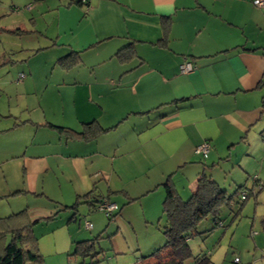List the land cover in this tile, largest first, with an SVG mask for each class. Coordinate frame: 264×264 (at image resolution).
<instances>
[{
	"label": "crops",
	"instance_id": "crops-1",
	"mask_svg": "<svg viewBox=\"0 0 264 264\" xmlns=\"http://www.w3.org/2000/svg\"><path fill=\"white\" fill-rule=\"evenodd\" d=\"M79 1L0 0V220L25 212L10 226L31 223L45 264H69L88 240L73 228L79 207L108 200L119 207L109 251L135 264L133 215L156 226L165 184L186 199L201 173L264 183V9ZM185 60L194 68L183 74ZM203 142L205 160L194 154Z\"/></svg>",
	"mask_w": 264,
	"mask_h": 264
},
{
	"label": "trees",
	"instance_id": "trees-1",
	"mask_svg": "<svg viewBox=\"0 0 264 264\" xmlns=\"http://www.w3.org/2000/svg\"><path fill=\"white\" fill-rule=\"evenodd\" d=\"M81 3L86 5L87 0H80L79 4ZM85 128L86 130L81 134L85 139L95 137L97 131H92L91 124L85 125ZM250 178L252 181L250 187L234 183L237 186L236 190L233 194L228 195L226 190L221 188L213 178H210L206 173H201L197 179L195 191L186 199H181L169 183L165 184L161 216L157 222L158 230L164 237V243L149 254L139 256L135 264L148 262L154 264H213L205 253L194 256L188 242L194 236H199L206 231L200 230V226L206 220L210 221L212 225V228L207 231L210 233L216 227H223L221 220L223 210H231L233 205H238L241 210L250 199L256 202L257 195L264 191V183L255 175L250 176ZM95 199L96 197H93V200L87 204L92 206L94 201H96L94 203L96 205L104 201V199ZM118 212L119 207L117 206L116 211L110 215H105L106 227L114 220ZM25 215V212H21L0 220V264H41L43 262V257L37 251L32 224L29 223L17 228L10 226L14 222V218L23 219ZM259 223L261 231L264 233V213L260 217ZM105 229L94 238L80 241L74 245L72 252L68 255V257L78 259L74 264L98 263H94V258L106 252L100 247V241L104 237L107 240L111 237V234L106 233ZM5 236H9V240L4 244ZM96 245H98V249L95 248Z\"/></svg>",
	"mask_w": 264,
	"mask_h": 264
},
{
	"label": "rangeland",
	"instance_id": "rangeland-1",
	"mask_svg": "<svg viewBox=\"0 0 264 264\" xmlns=\"http://www.w3.org/2000/svg\"><path fill=\"white\" fill-rule=\"evenodd\" d=\"M11 43H14V41H10V47L13 46ZM14 56L16 57V55H12L13 58ZM256 138H259V136H256ZM259 140L257 139L255 143L257 146L256 155L259 157V162L263 164L262 175H264V145ZM250 176L243 178L240 185L250 187L252 182ZM232 179L236 178H213L221 188L226 190L228 195L233 194L237 187L232 182ZM260 179L264 181V177ZM79 209V223L73 224V228H76L82 234V237L92 239L98 232L85 229L84 223H104L105 226L107 223L106 216L95 210L87 212L85 206H80ZM263 211L264 194L259 193L256 202L250 199L241 210L238 205H233L231 210H223L221 213L223 227H216L210 233H207L212 228V225L210 221L206 220L200 226V230L206 231L199 236H194L188 242L192 254L197 256L205 253L209 256L213 264H264V233H262L259 223ZM138 214V212L134 213L135 226H133V232L129 228V236H127V240L134 247L131 250H133L132 253H134L135 257L147 255L155 247L164 243V237L158 230V226L154 224L153 226L145 227L141 222V219L143 220L142 215L140 216ZM124 218L126 219V216ZM125 227L124 225V229ZM113 230V222H110L106 232L111 233ZM34 232L38 235L37 228L34 229ZM122 232L124 234L125 231L123 230ZM100 247L105 249L106 252H104V255L99 254L97 258H94V263L116 264L109 251L111 246L105 237L100 241ZM95 248L98 249V245ZM66 258L69 264H74L78 261L74 257ZM41 264H45L44 259ZM142 264L154 263L148 262Z\"/></svg>",
	"mask_w": 264,
	"mask_h": 264
},
{
	"label": "built area",
	"instance_id": "built-area-1",
	"mask_svg": "<svg viewBox=\"0 0 264 264\" xmlns=\"http://www.w3.org/2000/svg\"><path fill=\"white\" fill-rule=\"evenodd\" d=\"M252 4L254 7L256 8H261L264 9V0H251ZM193 65L191 64V62L189 61H184L180 67H179V71L180 73L186 74L189 73L193 70ZM23 77V75H20L19 78L21 79ZM210 151V145L208 142H203L201 143L199 146H197L194 149V154L197 156H200L202 158H206L209 154ZM117 206L114 203H110L106 200L101 201L100 203H98L95 206V210L99 211L103 214L110 215L111 213H113L114 211H116ZM84 226L87 230H90L92 228V224L90 222H85Z\"/></svg>",
	"mask_w": 264,
	"mask_h": 264
}]
</instances>
